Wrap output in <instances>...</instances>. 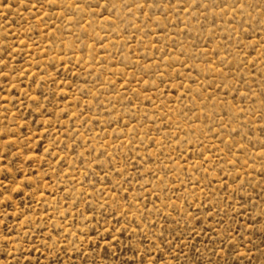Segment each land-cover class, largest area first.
Returning <instances> with one entry per match:
<instances>
[{"label": "rangeland", "instance_id": "rangeland-1", "mask_svg": "<svg viewBox=\"0 0 264 264\" xmlns=\"http://www.w3.org/2000/svg\"><path fill=\"white\" fill-rule=\"evenodd\" d=\"M0 264H264V0H0Z\"/></svg>", "mask_w": 264, "mask_h": 264}]
</instances>
